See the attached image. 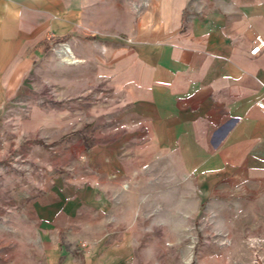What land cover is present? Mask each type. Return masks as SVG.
<instances>
[{"label":"rangeland","instance_id":"rangeland-1","mask_svg":"<svg viewBox=\"0 0 264 264\" xmlns=\"http://www.w3.org/2000/svg\"><path fill=\"white\" fill-rule=\"evenodd\" d=\"M93 1L110 9L99 33L48 31L0 99V264H264V176L200 183L175 165L172 179L118 117L136 93L117 85L114 50L138 28L170 33L173 15L160 26L161 0ZM67 44L82 62L64 61Z\"/></svg>","mask_w":264,"mask_h":264},{"label":"crops","instance_id":"crops-1","mask_svg":"<svg viewBox=\"0 0 264 264\" xmlns=\"http://www.w3.org/2000/svg\"><path fill=\"white\" fill-rule=\"evenodd\" d=\"M161 1L156 23L173 15L170 33L138 28L114 50L117 70H125L117 85L136 93L118 117L135 118L143 158L172 179L175 165L200 183L264 176V48L250 54L255 37L264 39V0H196L194 18L186 14L189 0ZM109 10L93 0H0V99L26 77V55L48 31L99 33V14Z\"/></svg>","mask_w":264,"mask_h":264},{"label":"built area","instance_id":"built-area-1","mask_svg":"<svg viewBox=\"0 0 264 264\" xmlns=\"http://www.w3.org/2000/svg\"><path fill=\"white\" fill-rule=\"evenodd\" d=\"M264 48V39L261 36H256L253 40V48L250 51L251 55H257ZM258 107L263 108L264 104L259 103Z\"/></svg>","mask_w":264,"mask_h":264},{"label":"bare ground","instance_id":"bare-ground-1","mask_svg":"<svg viewBox=\"0 0 264 264\" xmlns=\"http://www.w3.org/2000/svg\"><path fill=\"white\" fill-rule=\"evenodd\" d=\"M61 53L64 54V58H63L64 61H66V62H68V63H70V64H76V63H80V62H82L80 59H77V58L73 55V53H72L71 49L69 48V46H65V47L62 49Z\"/></svg>","mask_w":264,"mask_h":264}]
</instances>
